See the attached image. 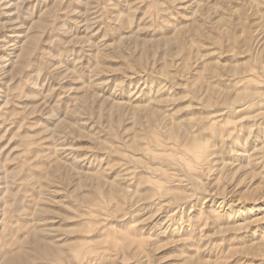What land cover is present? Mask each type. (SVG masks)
<instances>
[{"label":"rangeland","instance_id":"obj_1","mask_svg":"<svg viewBox=\"0 0 264 264\" xmlns=\"http://www.w3.org/2000/svg\"><path fill=\"white\" fill-rule=\"evenodd\" d=\"M0 264H264V0H0Z\"/></svg>","mask_w":264,"mask_h":264}]
</instances>
